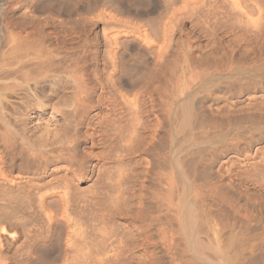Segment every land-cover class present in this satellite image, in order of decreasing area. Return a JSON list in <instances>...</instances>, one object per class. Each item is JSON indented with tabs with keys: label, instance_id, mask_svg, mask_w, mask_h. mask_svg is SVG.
I'll return each mask as SVG.
<instances>
[{
	"label": "bare ground",
	"instance_id": "bare-ground-1",
	"mask_svg": "<svg viewBox=\"0 0 264 264\" xmlns=\"http://www.w3.org/2000/svg\"><path fill=\"white\" fill-rule=\"evenodd\" d=\"M263 148L264 0H0V264H264Z\"/></svg>",
	"mask_w": 264,
	"mask_h": 264
},
{
	"label": "rangeland",
	"instance_id": "rangeland-1",
	"mask_svg": "<svg viewBox=\"0 0 264 264\" xmlns=\"http://www.w3.org/2000/svg\"><path fill=\"white\" fill-rule=\"evenodd\" d=\"M183 26H185L184 28H186L187 31H189L188 33L190 34V32H191V28L187 25V23H186V25H183ZM184 28H183V33L185 34V33H187V31L184 30ZM189 29H190V30H189ZM184 31H186V32H184ZM192 32H193L194 35L192 34ZM192 32H191L190 35H193V37H195L196 34H195V32H194L193 29H192ZM188 33H187V35H188ZM184 34H183V35H184ZM185 35H186V34H185ZM143 65H144V64H139V65L137 64V66H136V65H132V66H131L132 68L130 67V68H131V69H130V71H131L130 73L135 74V75L132 74L131 76H132V78L136 77L135 79H133V80H135L136 83H137L139 80H141V78H144V77L146 76V74L143 75V73H147L146 71H148V69L144 70L145 67H144ZM139 66H140V67L143 66V67L140 69ZM145 66H146V65H145ZM146 67L149 68L148 66H146ZM135 68H136V69L139 68V69H140L141 71H143V72H141L139 69L136 70ZM133 69H134V70H133ZM133 71H134V72H133ZM140 74H141V75H140ZM142 76H143V77H142ZM137 77H138V79L140 78L138 81H136V80H137ZM141 81H143V80H141ZM141 81H140V82H141ZM141 83H142V82H141ZM137 84L140 85L139 83H137ZM148 118H149V119H152L153 116H152V115H149ZM166 128H167V127H166ZM167 129H168V128H167ZM164 131H165V132L167 131L166 134L169 133L168 130L163 129V133H164ZM114 132H115V131H114ZM114 132L111 131V132L107 133L106 135H108L109 137L106 136V135L103 136V140H101V141H102V143H103V141L106 142V143H105V142L103 143V144H105V146H104L103 144L100 143V145H98V147L96 148L95 151H97V152H101V150L103 151L102 153L105 154V155H104V157H102V159L100 160V164L103 166V164H106V163H107L108 165H107V164H106V165L108 166V168H110L109 170L112 169L113 173H114V170H115V169L113 170V168H114L113 165L115 164V161H116L117 163L119 162L118 164H119L120 167L117 166V164H115L114 166H117V167L120 168V169L118 170V168L116 167L117 170L115 171L114 174H115V176H119V175H117V174H120L122 177L120 176V178H119V177H115L114 175H111L112 172L106 170V167H107V166H106V165H105L106 167L103 166V167L105 168L104 170L107 171L106 173H109V172H110L109 174H107V178H109V179H110V177H111V179H112V177H113V178H116V179H112V180H115V181H112V182L109 181V182L111 183V185H110V184L108 183V180H109V179H107L106 176H104V175L106 174L104 170H101V171H103V175H102V172L100 171V169L103 168V167L100 165L101 168L99 167V169H98V168H97V169H87V172L81 171L82 176L79 174V175L81 176V178H80L79 176H78V178H76L77 175H78L77 173H76L77 175L75 174V178H74V173H71V172H69V171H67V172L64 171V172H62V174H58L59 177H56V176H55L56 178H58L57 180L55 179V177L53 178L54 180L51 179V181H53V183H52L50 180H48V181H50V182H46V183L44 182L45 184H44V186H42V187H43V191H44V190H45V191L48 190V192L51 191V189H52L53 187H56V188L53 189V191H54V190H56V189L58 188V187H57V186H58L57 184H58L59 181H60V183H59V187H60V188H59L58 190H61V189H63L64 187H66V186H63V185H67V186H68L67 189H68V188L70 187V185H71V188H70L71 190H70V189L67 190L66 188H64V189L67 190V191L70 190L69 193H67V194H70V195H73V193H75L76 190H78V192L81 193V189H80V187H81L83 190H85L84 192H86V189H87V190H88V189H90V190H91V189H96V190H98L99 192H102V194L99 193V195H98V191H97V195H95L96 192H95L94 190H93V191H87V194H89V196H91V195L94 194V195H93V196H94V199H93V197L91 196V198L87 199V201H88V200H90V201H88V202L85 201V202L88 204V205H87V208H88V209L85 208V209L82 211V215H83V214L85 215V216H83V217H85L84 219H86V220H89V218L94 217L93 215H95L96 213H98L97 211H98V209L101 207V206H100V205H101V202H103V201H101V198L103 197L102 195H104V194L108 191V190L106 191V190L104 189L105 187H107L108 189L110 188V189H109V191H110V190H112V188L114 189V188L117 186V184H121V183H122V184H124V188H126V187H125V183H126L127 188H128V189H131L132 187H133V188H137V187H134V186H135V185H139V183H141V182L143 181V180L137 181L136 179H139V178H137L136 175H137L138 177H140V179H143V178H141V177H144V174H142L143 171H144V169L142 168L143 171H142V172L140 171V172H141V175H140V172L137 171V170H138V169L141 170V168H139V167H142V166L145 167V166H144V165L146 164V162H145V161H146L145 157H143V155L141 154V152L139 153L140 155L137 154V153H138V150H137L138 148H137L136 146H135V148H137V149H134V151H136L137 153H135V152L133 151L134 146H133V148L130 147L132 150H131L130 148H128L127 145H125V143H123V142H121L122 144L120 143V144H121V146H120V145L117 143L119 140H118L117 138H113V136H112V135H115V134H112V133H114ZM109 134H112V135H109ZM142 134H143V136L145 135L144 133H142ZM168 135H169V134H168ZM145 136H146V135H145ZM105 137H106V138H105ZM107 137H108V138L111 137V138H113V140H112L111 138H110L111 140H110V139H107ZM164 137H165V139H164ZM167 137H168V136H167ZM167 137H166L165 134H163V140H166V141H167V139H166ZM104 138L107 139V140H105ZM116 139H117V140H116ZM146 139H147V138H146ZM115 140H116L117 142H116ZM107 141H108V142H107ZM112 141H114V142H112ZM166 141H165V142H166ZM110 142H111V144H110ZM115 142H116V144H118V146L115 144ZM119 142H120V141H119ZM163 142H164V141H163ZM174 142H176V140H175ZM123 144H124L126 147H125ZM102 145H103V147H102ZM112 145H113V146H112ZM122 145H123L124 147H123ZM100 147H102V149H101ZM116 147H118V148H116ZM119 147H120V148L123 147V148H121L122 150H121ZM142 147H143V146H142ZM99 148H100L101 150H100ZM124 148H126V149H130V150L125 151L126 149L123 150ZM108 149H109V150L112 149V150L109 151ZM117 149H118V150H117ZM263 149H264V148H263ZM119 150H121V151H119ZM104 151H106V152H104ZM108 151H109V153H108ZM111 151H112V152H111ZM123 151H125V152H123ZM116 152H117L118 154H119V152H120V153L123 152V157H122V156L119 157V155H122V154H119V155H118ZM126 152H128L129 156H128V154H127ZM102 153H101V154H102ZM106 153H107V154H106ZM113 153H114V154H113ZM125 153H126V154H125ZM131 153H132V154H131ZM103 154H102V156H103ZM114 155H115V156H114ZM116 155H118V157H117ZM124 155H125V156L127 155V156H126L127 158L125 157L126 160L124 159ZM136 155H137V156H136ZM138 155H139V156H138ZM105 156H106V157H105ZM109 156H110V158H109ZM130 156H131V157H130ZM132 156H134V157H132ZM140 156H142V158H141ZM107 157H108V159H112V160H114V161H112V160H108ZM111 157H112V158H111ZM113 157H114V158H113ZM115 157H117V158H115ZM135 157H137V158H135ZM118 158H120L121 160L123 159L125 162L128 161V162H129L128 164L131 165L130 167L133 168V169L130 168L131 170H130V169H129V170H130L131 172L136 173V174L131 173V172L127 169V170L130 172V174H129V172L127 171V173H128L127 175H126V173H125V175H124V174L122 175L121 172H122V173H123V172H126L125 169H126V168H129V167H126V168H125L124 166H126L127 162L124 164V162H123V160H122L121 162H123L122 164H124L123 167L125 168V169H124V168L122 169V168H121L122 164H120V161H118ZM130 158H132V159H130ZM139 158H140V159H139ZM104 159H106L107 161H105ZM129 159H130V160H129ZM137 159L140 160V165H141V164H144V165H141V166H140V165L138 164L139 162H138V163L136 162V161H138ZM141 159H144V160H141ZM131 160H132V161L134 160V161L132 162ZM135 160H136V161H135ZM110 161H112V163H111ZM130 161H131V162H130ZM103 162H104V163H103ZM109 162L111 163V166L109 165ZM130 163H132V164H130ZM135 163H137V164H135ZM128 164H127V165H128ZM129 165H128V166H129ZM133 165H134V167H133ZM135 165H139V166H135ZM109 166H110V167H109ZM112 167H113V168H112ZM108 168H107V169H108ZM135 168L137 169V170H136L137 172H135ZM96 170H99L98 173H97ZM122 170H123V171H122ZM132 170H134V171H132ZM85 171H86V170H85ZM88 171H89V172H88ZM95 171H96V172H95ZM117 171H118V172H117ZM92 172H94V173H92ZM99 172H100V173H99ZM116 172H117V174H116ZM119 172H120V173H119ZM59 173H61V171H60ZM64 173H67L66 175H67V177L70 176V179H69V177H68V179H65V180H64L63 178L66 177V175H64ZM113 173H112V174H113ZM69 174H70V175H69ZM91 174H92V176H91ZM97 174H98V175H97ZM132 174L136 177V179H135V177H134ZM138 174H139V175H138ZM58 175H57V176H58ZM94 175H95V176H94ZM96 175H97V176H96ZM129 175L133 176L132 179H131V177H129ZM60 176H61V177H60ZM62 176H63V177H62ZM102 176H104V178H103ZM109 176H110V177H109ZM124 176L127 177L128 179L124 178ZM67 177H66V178H67ZM86 177H87V178H86ZM97 177H98V180H100V178H103V180H101V181H102L101 183H100V181L97 180ZM79 178H80V180H79ZM117 178H118V179H117ZM133 178H134V179H133ZM59 179H61V180L63 179V180H62L63 182H62L61 180H59ZM72 179H73L74 181H77L76 183H77V184L79 183V184H78V185H75V182L72 181ZM105 179H107V180H105ZM111 179H110V180H111ZM124 179H125V180H124ZM129 179H130V182H129L130 185H129V183H128ZM58 180H59V181H58ZM68 180H69V181H68ZM116 180H121L122 182H120V181H117V182H116ZM132 180H133V181H132ZM135 180H136V181H135ZM54 181H55V182H54ZM64 181H65V182L67 181L68 183H69V182H72V183H69V184H70V185H69L67 182L65 183ZM103 181H106V182L103 183ZM123 181H126V182L124 183ZM91 182H92V184H91ZM93 182H94V183H93ZM95 182H96V183H95ZM114 182L116 183V184H115V187L113 186V185H114ZM132 182H134L135 185H134ZM136 182H137V183H136ZM50 183H51L53 186H51ZM61 183H62V184L64 183V184L62 185ZM98 183H99L100 185H99ZM106 183H108V184H106ZM112 183H113V185H112ZM54 184H56L57 186L54 185ZM94 184H95V185H94ZM101 184H103V185H101ZM104 184H105L106 186H105ZM122 184H121V185H122ZM132 184H133L134 186H133ZM48 185H50L51 187L48 186ZM60 185L63 186V188H61ZM73 185H75V186H73ZM98 185H99V186H98ZM107 185H109V187H108ZM121 185H120V186L118 185V187H116V188H120V187L122 188L123 185H122V186H121ZM128 185H129L131 188L128 187ZM45 186H46V187H45ZM76 186H78V187H76ZM79 186H80V187H79ZM73 187H74L75 189H74ZM88 187H89V188H88ZM99 187H100V188H99ZM111 187H112V188H111ZM44 188H45V189H44ZM46 188H48V189L46 190ZM49 188H50V190H49ZM72 188H73V189H72ZM84 188H85V189H84ZM97 188H98V189H97ZM107 188H106V189H107ZM116 188H115V189H116ZM121 188H120V189H121ZM127 188H126V189H127ZM64 189H63V190H64ZM79 189H80V190H79ZM103 189H104V190H103ZM126 189H124V190L126 191ZM128 189H127V190H128ZM72 190H73V191L75 190V191L73 192ZM102 190H103V191H102ZM122 190H123V189H122ZM105 191H106V192H105ZM72 192H73V193H72ZM84 192L82 191V193H84ZM88 192H90V193H88ZM126 192H127V191H126ZM71 193H72V194H71ZM80 193H79V194H80ZM82 193H81V194H82ZM103 193H104V194H103ZM75 194H76V193H75ZM77 194H78V193H77ZM77 194H76V195H77ZM85 194H86V193H85ZM85 194H83V195H85ZM87 194H86V195H87ZM97 196H101L100 199H98L99 197H97ZM95 197H97V198H95ZM55 198H56V197H55ZM55 198H54V196H53V199H54V201L56 202V199H55ZM92 199H93V200H92ZM95 199H96V201H98L99 204H97V202L95 201ZM91 200H92L93 202H92ZM102 200H103V198H102ZM52 201H53V200H52ZM100 201H101V202H100ZM89 202H90V203L92 202L91 205H90ZM86 203H83V204L86 205ZM93 203H96V204L94 205ZM54 204L56 205L57 202H56V203L53 202V205H54ZM55 205H54V206H55ZM96 205H99L100 207H98V206L95 207ZM89 208H90V209H91V208H96L97 211H95V209L89 210ZM86 209H87V210H86ZM93 210L95 211L94 213L91 212V211H93ZM84 211H85L86 213H83ZM89 211H90V212H89ZM87 212H88L89 214H88ZM90 213H91L92 215H91ZM87 214L89 215L88 217L86 216ZM87 218H88V219H87Z\"/></svg>",
	"mask_w": 264,
	"mask_h": 264
}]
</instances>
